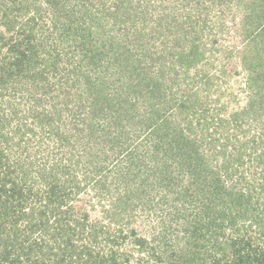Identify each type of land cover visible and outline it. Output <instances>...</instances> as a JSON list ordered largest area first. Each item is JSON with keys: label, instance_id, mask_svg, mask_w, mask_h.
Wrapping results in <instances>:
<instances>
[{"label": "trees", "instance_id": "1", "mask_svg": "<svg viewBox=\"0 0 264 264\" xmlns=\"http://www.w3.org/2000/svg\"><path fill=\"white\" fill-rule=\"evenodd\" d=\"M89 1L0 0V171L3 174L0 198L16 196L17 178L32 176L23 165L35 167L38 156L48 158L49 150L45 149L43 138L46 132L48 137L52 136L50 140L54 138L56 147L65 150L69 145L66 139H61L64 132L59 126V117H62L58 113L64 107L58 105L57 99L65 90H59L68 86L72 93L77 92V98L85 101L95 97V84L90 79L96 78L97 68L102 66L97 58L103 54L98 48L92 49V27L88 22L94 16V5ZM143 1L144 8L139 11L143 22L152 17L154 10L156 17L149 33V45L155 46L153 51L149 46L146 55L152 62L150 65L171 54L168 50L171 39L181 44L177 31L184 22L190 24L192 43L189 50L182 51L179 59L170 64L168 71L177 65L183 69L186 62L189 63L186 68L196 73L199 64L212 66L211 60L198 62L195 49L199 48V41L215 46L218 34L210 28L217 29L224 23L216 20L220 16L214 12L222 5L221 0H186V14L179 13L178 17L171 16L170 6L177 0ZM126 3L121 0L114 9L118 26L121 21L125 22ZM227 7L229 12L224 16L236 23L245 5ZM179 18H182L180 22ZM247 18L246 13L244 19ZM139 30L136 27L135 32H126L133 39L134 47L139 46L136 40ZM260 33L263 38L259 39L260 44L264 47V23ZM247 37L249 33L244 40ZM158 40L165 53L157 58ZM111 44L124 55L128 54L122 59L123 65L133 60L130 73L135 74V78L130 77V84H124L125 88H114L107 102L109 108L113 105L111 101L120 96L122 99L116 120L103 130L113 134L111 140L122 137V144H127L125 149H130L123 160L127 165L106 166V173L98 175L102 179L98 185L107 191L103 196L98 194V204L106 196L112 199L102 205V217L86 225L90 220L87 215L77 212V217L83 218L72 220L75 209L67 207L71 200L68 195L74 198L76 192L54 195L51 190L35 192L30 187L45 219L38 226L26 223L23 228L36 230H31L28 236L22 235L20 241L19 217L12 221L6 218L7 227H0L3 248L0 264H264V64L257 67L254 77L250 76L251 72L247 76L248 86L241 90L249 97L243 106L225 115L222 113L227 108L221 105L215 109L204 107L191 117L186 113V99L175 102L172 97L170 100L171 90L162 83L166 72L159 74L155 81L143 83L147 81L141 66L145 61L142 58L138 61L139 55L121 43L111 40ZM245 60L248 61L247 57ZM168 74L173 80L178 76ZM212 76L215 75L208 76L204 82L211 89L210 83L216 80ZM228 96L234 101L233 93ZM213 101L218 104L219 99ZM161 102L162 105H157ZM164 105L173 113L171 119L170 114L165 116ZM141 106L148 110L142 112ZM83 109L94 116L92 107ZM42 120L50 127L45 132ZM13 121H16L15 127ZM74 125L77 127V120ZM119 129L129 131L117 133ZM133 134L139 140L129 144ZM106 139L109 138L103 140ZM5 148L11 151L13 162ZM64 152L58 156L71 163L72 149ZM21 153L26 155L24 160L19 158ZM14 173L18 176L12 179ZM53 175L51 172L49 180ZM52 181V188L58 187V180ZM80 185L75 188L79 189ZM43 200L46 203L42 207ZM0 207H3L1 202ZM137 222L143 223L141 231L132 227ZM36 231L39 235L34 238ZM125 242H128L126 247ZM100 245L104 248L98 249ZM122 245L124 249L116 251ZM46 247L59 253L52 254ZM36 249L40 259L32 261Z\"/></svg>", "mask_w": 264, "mask_h": 264}, {"label": "rangeland", "instance_id": "2", "mask_svg": "<svg viewBox=\"0 0 264 264\" xmlns=\"http://www.w3.org/2000/svg\"><path fill=\"white\" fill-rule=\"evenodd\" d=\"M120 1L121 0H90L88 2L94 5V16H92L93 18L91 17V21L88 22V24L92 27V49L98 48L100 49L99 51L102 50L103 53L101 52V54L103 55H98L97 58V61H99L102 66L100 69L97 68L96 78L90 79V81L93 80V83L95 84V97H91L88 101L77 98V92L72 93L68 86H64L59 90H65L64 93H61V96L57 99L59 101L58 105L64 107L58 113V115H61L62 119L63 117L65 118L62 120L59 117L61 120L59 126L64 132L61 139L63 141L66 139V141L69 142V145L65 150L56 147L54 138L50 140L52 136L48 137L49 133L46 132L43 138L46 147L45 149L49 150L48 158L45 159L38 156L34 164L36 165L35 167L32 166L28 168V165L22 166L23 169H27V173H31V177L24 176L25 178H21L19 176V178H17L18 175H16V173L12 174V179L17 178L18 180V193L16 196H10V198L7 195H2L0 198L1 205H3V207H0V219H3L4 221L0 220V223L3 222L0 227H7V221H5L6 218L7 220L12 221L13 219H16V216H18L19 222L17 223V227H21L19 229L20 232H18L21 236L20 241L22 240V235L25 234L28 236L31 234V230L32 232L36 230L35 227H33V229L23 228L26 223L38 226L43 222V219H45V217L43 218L42 216L43 210L39 207L38 200L30 193V187H32L35 192L45 193L48 190H51L50 192L54 195H63L64 193H71L74 195L73 193L76 192L77 196L74 198L73 196L67 194L69 199H71L67 204V207L71 206L75 209V214L72 220L83 218L80 216L77 217L78 212L80 215H87L88 218H90V220L86 223V225L88 223V225H90L93 223V220L97 219L96 217H98V219L102 217V205L107 204V201L112 199L110 196H106L103 198L101 205L98 204V194L100 193V195L103 196L107 192L105 187H100V185H98V182H101L102 180L99 179L98 175L102 176L106 173V166L109 167L110 165L128 164L127 161L124 162L123 160L126 158L125 154L127 151H130V149H125L127 144H122L123 141L121 139L123 138L119 137V140H111L114 138L113 134H108L107 131L103 130L108 125H112L116 120L115 114L117 113V110H119L118 105L122 103L120 96L119 98L114 99V101H111L113 104L111 107H107L110 95L113 94L112 90L114 88H123L124 84H130L131 80L129 79L131 76L132 78H135V74L131 75L130 73L132 71L130 68H133L134 66H132L133 60L128 61L127 59V64L123 65L122 63L125 62H123L122 59L125 56L127 58L128 54L125 53L124 55L122 50L117 49L118 47H116V45L111 47V40L118 44L121 43L120 45H124L130 51L132 50L133 53L138 54V61L141 58L145 61L144 64H141V66L145 69L143 77H145L147 81H142L143 83H147L148 80L155 81L158 79L159 74L166 72L165 77L162 79V83L164 84V88L169 91L171 90L169 92L171 94L170 100L172 97L175 102L186 99V101H188V104H186V113H189L191 117L204 107L215 109L217 108L216 106L221 105L222 108H227V110L222 113L225 115V113L231 109L235 110L238 107L243 106L247 101L246 97H249L246 91L241 90L248 86L247 76L250 75L251 72L250 76L254 77V71L259 69L257 67H261L264 64V47H261L260 44V41L263 39L261 36L262 34L260 33V26L264 23V0H247L246 2L245 0H240V2H236L235 0H233V2L232 0H221L222 5L215 8L214 12L220 16L216 20H220V22L224 23L220 24L217 29L216 27L210 28L212 32L218 34L215 46L212 44L207 46V43L204 44L199 41L197 43L199 48L195 49L197 51L195 58L198 62L202 60H211L210 62L213 64L212 66L206 65V63L203 65L199 64L197 73L192 68H186L189 65L188 62L183 64V69L177 65L176 67H171L170 71H168L170 64L179 59L180 53L187 50L191 46L192 42L190 38L192 37L193 32L190 30L189 23L182 22L177 31V36L181 44L178 45L177 41L170 38L171 40L168 44V50L171 54H166V56L161 60L153 62V64L150 65L152 62H150V59L146 58V55L149 54V46L152 51L155 46L153 44L149 45L151 42L149 33L151 32V26H154L153 21L156 18L154 15L155 10L153 11L154 13L151 14L152 17L143 22V17L140 15L139 11L144 8V1L124 0L127 2L125 4V8L127 9L126 17L124 16L125 22L121 21L118 26L117 21L119 20L115 19L113 13H116V10L114 9L118 6ZM187 3L188 2L186 0H177L174 1L172 5L170 4L172 8L171 16L173 17L177 14L178 17L179 13L186 14L184 6H187ZM238 3L245 5V10L242 16L239 17L238 21L235 23L234 21H229L224 14L229 12V8L227 6H236ZM130 5L135 7L136 11L130 9ZM138 7L141 9H138ZM151 7L153 10V6ZM246 13L249 15V18L244 19ZM167 20L168 19L166 18L164 21ZM181 20L182 18H179L178 22ZM244 22L245 24H243ZM225 23L228 26H226ZM123 24L125 26L121 27L120 25ZM164 25L165 24L163 23V26ZM242 25L244 27H242ZM136 27L140 29L139 36L136 39L139 44L138 47H134V42L132 41L133 39L126 36L128 31L129 34L135 32ZM123 29H125L124 32H122ZM246 29L247 32H245ZM172 33L174 34L175 32L173 31ZM247 33L250 34V37H247L248 40L250 39V42H248V40H244L243 38ZM163 39L161 42H163ZM202 39H205V37ZM158 44H161V47ZM157 46V51L159 53L156 57L158 58L162 56V52H165L162 50L163 46L162 43H160V40L157 41ZM231 47H235L237 49L232 50L230 49ZM247 47H249V51H246L245 48ZM109 48L111 49L110 51ZM226 50H229L231 53H226ZM246 57L248 61H244ZM76 61L77 59L74 60V62ZM244 62H249V65H245ZM120 64L122 65L120 66ZM123 66L124 68H122ZM168 73H170V76H175L176 74L178 76L173 80L169 78ZM210 75H215L212 76V78L216 77V80H212L210 83L213 85L212 89L204 84V82H206L205 80ZM83 81L84 78H82L80 85H82ZM142 93L145 94L144 91ZM223 93H225V95ZM229 93H233L234 101H231V98L228 96ZM208 94H212L213 97H210ZM114 95L116 97L117 94ZM207 96H209V100ZM215 99H219L218 104L214 103L213 100ZM162 103L163 102L158 103L157 105L160 106ZM167 104H170V101H168ZM191 104L194 106L190 107ZM85 106L93 108V117L92 114H88L85 109H83ZM147 110V107L141 106L142 112ZM165 111V116H168V114H170V109L165 107ZM172 115L173 113H171L168 117L171 119ZM46 119H49V117ZM74 120H77V127L74 125ZM46 122L43 120L41 122L44 132L47 129H50ZM126 122L127 121L125 120L124 123ZM11 123H13V127H15L14 124L16 121ZM142 126H144V124ZM146 127L147 126H145L144 129H147ZM127 130L128 129H119L117 133H125ZM106 137L109 139L103 140ZM141 137H143V134ZM129 139V144L135 143L139 140L137 135L135 136L134 134ZM108 140H110V142H108ZM48 145L50 147H47ZM71 149V163L68 160L62 159V155L61 157L58 156L60 153L70 151ZM4 150L7 149L5 148ZM7 151L8 158L13 162V155L11 151ZM21 155L22 157L19 158L24 160L26 155H24V153H21ZM46 155L47 154H45L44 157H46ZM65 155L68 156L67 154ZM51 172L54 175L52 179L49 180ZM2 176L3 174L0 171V178ZM53 179L55 181L58 180V187L55 185V187L52 188V185H54V182L52 181ZM81 182L82 185H80ZM47 183H51V186ZM79 185V189L84 186L81 191L75 188L79 187ZM95 189L97 191L99 189L97 195H95ZM11 195H13V193H11ZM45 203V200H43L41 202V206L43 207ZM80 209H82L83 212H79ZM132 227H134L137 231H141V229H143V223L137 222ZM88 229H90V227ZM228 233H230V231H228ZM38 235L39 232L37 233L36 231L33 236L34 238H37ZM127 243L128 242H125V247L127 246ZM52 245L54 246L56 243L54 244L53 242ZM103 248L104 245H100L98 247V249ZM44 249L52 250L47 247ZM115 249L116 251H120L118 249H124V246L122 245L121 248L117 247ZM38 251L39 249H36L34 257H32V261H35L36 259L39 261L40 258L38 257ZM1 252H3V248L0 245V255ZM55 253H59V250H52V254ZM225 253L227 255L230 254L228 250L227 252L225 251ZM45 263L48 262L46 261Z\"/></svg>", "mask_w": 264, "mask_h": 264}]
</instances>
